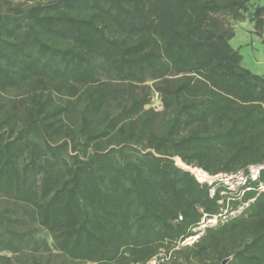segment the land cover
Masks as SVG:
<instances>
[{"label":"trees","instance_id":"16d2710c","mask_svg":"<svg viewBox=\"0 0 264 264\" xmlns=\"http://www.w3.org/2000/svg\"><path fill=\"white\" fill-rule=\"evenodd\" d=\"M244 21L264 43V0H0V264H264V76L231 46Z\"/></svg>","mask_w":264,"mask_h":264},{"label":"crops","instance_id":"0c3cea01","mask_svg":"<svg viewBox=\"0 0 264 264\" xmlns=\"http://www.w3.org/2000/svg\"><path fill=\"white\" fill-rule=\"evenodd\" d=\"M235 37L231 46L239 50L243 60L242 66L253 74L264 76V43L255 34L254 25L248 21L234 25Z\"/></svg>","mask_w":264,"mask_h":264},{"label":"rangeland","instance_id":"374dc122","mask_svg":"<svg viewBox=\"0 0 264 264\" xmlns=\"http://www.w3.org/2000/svg\"><path fill=\"white\" fill-rule=\"evenodd\" d=\"M39 0H3V3L4 4H11V5H14V6H21V7H24V8H27L31 5H34L36 2H38ZM151 84V83H150ZM153 106L155 108H160V104H159V101L155 100L153 102ZM175 161L177 162V159H175ZM177 165H178V162H177ZM256 169H254L252 171V174L255 175L256 174ZM211 180H207V181H203L204 183H208V184H213L215 182H220V183H223L225 184V186H227L229 188L230 191H232L233 193H236L240 187H243L244 183L242 181H240V179L238 177H236L235 175H228V174H220L216 177H211ZM261 189L264 191V187H261ZM6 206V203L1 201L0 200V209L2 207H5ZM242 211V209H239L238 211L236 212H232L231 214L229 215H225L222 220L224 221L225 219L229 218V217H234V216H237L239 215V213ZM219 223V219L216 218V219H212V220H209V221H203L201 226L195 230L196 233H199V235L195 236V237H200L203 232L205 231L206 228L208 227H215L217 226ZM40 238H43V239H48L50 240L49 236L47 233L43 232L39 235ZM187 245H192V242H187L185 241L184 243H182L180 246L183 247V246H187ZM164 253H162L160 255V257L158 259H155L153 260L150 264H159V263H163L164 260ZM169 258V257H168ZM182 261V260H181ZM166 264H170V262H166Z\"/></svg>","mask_w":264,"mask_h":264},{"label":"bare ground","instance_id":"6f19581e","mask_svg":"<svg viewBox=\"0 0 264 264\" xmlns=\"http://www.w3.org/2000/svg\"><path fill=\"white\" fill-rule=\"evenodd\" d=\"M178 165L182 167L183 169L190 171L192 174L196 176V178L201 182L204 183L203 181L211 180L208 174L203 172L202 170L194 167H190L182 163L181 160L177 159Z\"/></svg>","mask_w":264,"mask_h":264},{"label":"built area","instance_id":"2783aa9c","mask_svg":"<svg viewBox=\"0 0 264 264\" xmlns=\"http://www.w3.org/2000/svg\"><path fill=\"white\" fill-rule=\"evenodd\" d=\"M155 100L159 101V104H160V99H159V95H158V94L155 95L153 102H154ZM152 107H154V106L152 105ZM158 109H159V108H158ZM254 169L257 170L255 175L252 174V171H253ZM260 169H261V168H251V169H250V175H251V178H252L253 180H256V179L258 178L259 170H260ZM235 176L238 177V178L240 179V181H242V182L244 183L243 186L246 185V183H247V176L245 175L244 172H239V173H237Z\"/></svg>","mask_w":264,"mask_h":264},{"label":"water","instance_id":"95a60500","mask_svg":"<svg viewBox=\"0 0 264 264\" xmlns=\"http://www.w3.org/2000/svg\"><path fill=\"white\" fill-rule=\"evenodd\" d=\"M186 171H187V170H186ZM198 181H199V180H198ZM199 182H200V181H199ZM199 238H200V237H192V238L188 239L187 242H192V244H193V243H195ZM227 262H228V261H225V262H223L222 264H227Z\"/></svg>","mask_w":264,"mask_h":264}]
</instances>
